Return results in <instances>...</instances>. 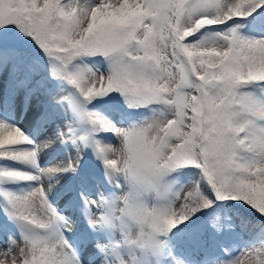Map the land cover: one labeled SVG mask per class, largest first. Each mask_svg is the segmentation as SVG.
<instances>
[{"label": "snow or ice", "instance_id": "1", "mask_svg": "<svg viewBox=\"0 0 264 264\" xmlns=\"http://www.w3.org/2000/svg\"><path fill=\"white\" fill-rule=\"evenodd\" d=\"M237 19L252 35L239 31ZM24 38L43 52L51 77L74 89L52 99L67 103L84 132L78 136L67 120L66 132L57 127L55 137L37 144L0 119V161L36 170L0 165L7 217L0 222V243L7 237L0 264H185L176 252L188 242L186 222L215 201L242 202L264 217V0H0L4 113L21 99L26 109L41 102L43 81L33 85L17 45ZM97 57L103 69L88 62ZM113 93L149 114L118 126L88 108ZM47 116L40 115L37 132ZM100 133L114 134L119 150ZM56 140L71 141L75 155L41 168L39 153ZM88 147L116 191L93 199L70 182L54 192L66 174L78 173ZM185 168L199 170L214 200L198 181L174 186L172 174ZM22 182L31 186L5 187ZM65 193L74 194L58 208L54 200ZM241 224L264 233V220ZM211 227L225 225L216 217ZM245 255L264 264V239L217 264H241ZM187 264L209 261L189 254Z\"/></svg>", "mask_w": 264, "mask_h": 264}, {"label": "rangeland", "instance_id": "2", "mask_svg": "<svg viewBox=\"0 0 264 264\" xmlns=\"http://www.w3.org/2000/svg\"><path fill=\"white\" fill-rule=\"evenodd\" d=\"M257 11H261V9H258ZM237 23L241 25L239 31L242 34L252 35V33H250L248 31V26L243 20L237 19ZM88 62L90 64L98 65L102 69L105 67V63L101 58H95L94 60H89ZM28 70L32 72V73H30V75H32V83L34 82L35 79H37L39 76H41L43 74V70L38 65H36L35 67L33 65ZM28 70L27 71L25 70V71L28 72ZM52 83H53V80L48 82L45 85V87H47V88H44V89L50 90ZM44 89H42L41 94H39L40 100L43 102V105H41L40 111L42 112L43 108L45 106V110H47V112H49L48 118H52V119H50V124H52L54 127H56V129H57V127H59L60 130L66 132L67 131L66 121L72 120L73 121L72 126L76 129H78L77 135L78 136L82 135L84 132V128L81 127L79 124L75 123L74 118L71 116L70 109L65 108L64 106H62V104H56L54 102V100L52 99V96L49 99H46L48 94H45ZM68 89L69 88L66 85H64V87H62L59 90V92L56 93L55 95H57V96L65 95V94H67ZM21 103H22V99H21ZM21 103L17 109L9 112L10 114L9 113L8 114L10 117L14 116L15 118H18L19 121H21V120H24L25 122L27 121L26 126L29 124V125H31V128L33 129V124L29 118L20 117L19 108L21 106ZM46 103H47L48 107L46 106ZM30 105L28 106L30 109H34V111L37 110V108H35L34 105L33 106L32 105L30 106ZM88 108L90 110H95V111L101 113V115L112 120V122L118 126H127V124L132 122L133 120H138L142 116L149 114L147 109L133 110V109L127 108V106L125 104H122L119 102L118 103H114V102H111V103H95L94 102V103L89 104ZM104 111L109 113V115L104 114ZM3 113L4 112L2 110H0V116L1 117L9 118L8 116L3 115ZM65 113H67L68 115L66 116ZM18 115H19V117H18ZM9 122L19 125L18 122H16V120L15 121L10 120ZM36 124L37 123L34 122V129H35V132L37 133L34 135V137H35V140L37 142H40L41 141L40 136H42V139L47 138L48 132H45L43 130L44 128L42 126H41V129L37 132V128H36L37 125ZM27 129L29 130V127ZM27 129L26 130L23 129V130H25V132L28 134L29 131ZM42 130H43V132H42ZM28 135L30 136L31 134L29 133ZM98 138L104 142H107L112 147L113 150H119V148L121 146L120 141L112 133H100ZM56 145L62 149L63 157H65L64 158L65 161H67L69 159V157L75 155L76 148L73 146L71 141H68V143L62 144V143H60L59 140L58 141L56 140L55 143L52 145L53 146L52 148H57ZM49 150H51V148H48L44 152V154L47 155V152ZM41 161L42 160H38L39 163ZM0 165L11 167V168H21L22 167L26 171L28 170V169H26L27 166L23 167L21 164H13L11 161H0ZM28 168H31V167H28ZM31 169H33V168H31ZM66 176L68 177L67 179H69V183L71 182V180L73 178H75L77 180L76 184L74 183V181H72L71 183L77 188L82 187L86 191L87 195L91 196L93 199L98 198V195L100 193H103L105 196H107V195H110L111 193H113L114 191H116V189H114V187L111 184H109V182H108V178L105 174V169H104V165H103L102 161L97 159V157L94 154L91 147L84 149V158L81 161V165H80V168L78 169V173L76 175H73L70 173V175L67 174ZM81 178H84L87 181V183L81 184ZM197 180H198L197 175H190L188 173H183V174H180L176 178V180H175L176 183L174 186L177 188L182 187V186H190V184L193 181H197ZM61 181H62V179H61ZM61 181H60V183H61ZM93 183H95V187L93 186ZM19 184L24 185L25 183L22 182V183L8 184L5 187H7L8 189L19 192V191H22V189H19L20 187H17ZM59 184H56V186ZM21 187H24L25 190L27 189L26 186H21ZM54 192H56V191L54 190ZM69 194L70 193H65L64 195L68 196ZM73 194L74 193H72V195ZM75 194L77 195V200H79L78 193H75ZM58 200H59V202L61 201L60 197H59V199L55 200L54 203H56V205H57ZM3 203H4L3 200L0 199V204H3ZM230 215H231V217H229L228 223L230 225H232V227H229L228 229H226V226L224 227L223 230L226 233H225V237L223 238V241H221V246H222V248H224L223 252L226 255V258L228 260L234 259L235 257H239L240 251L243 248L248 247L251 243L257 242L259 240L256 237H253L250 234H248L247 231L240 229L238 227V222H237L238 219L236 217L234 218V216L232 214H230ZM5 221H7V217L4 215L3 211L0 210V222H5ZM209 227L210 228H206L204 231L206 236L203 235L202 237H199L198 239L192 240L193 245H196L198 242L203 243L202 240L204 241L205 239H211L212 234H213L215 229H213L211 226H209ZM229 230H230V232H229ZM13 232L15 233L14 226H13ZM226 234L228 235V237H226ZM229 234H230V237H229ZM17 238H18V234H17ZM185 239L187 240V237H185ZM6 245H7V237H5L4 243H0V249H2L3 247L5 248ZM186 246L187 247L184 246L182 252H176L177 258L184 260L185 264H187V261L189 258L188 257L189 254L186 253V251L191 253V254H195L201 261H203L205 258H207V260L209 261L208 257L205 254L206 252H208V245H204V246H206V248L203 246V244H202V247L199 245L198 246L199 248L196 250L194 249L195 247L192 249V246H189L188 244H186ZM86 254H87V250L85 251L84 254H82V257H83V255H86ZM219 261H223V260H219ZM240 261H241V264H252V258H250L247 255L240 257ZM216 263L217 262H212V263L209 262V264H216Z\"/></svg>", "mask_w": 264, "mask_h": 264}, {"label": "trees", "instance_id": "3", "mask_svg": "<svg viewBox=\"0 0 264 264\" xmlns=\"http://www.w3.org/2000/svg\"><path fill=\"white\" fill-rule=\"evenodd\" d=\"M17 45L19 48L23 50L24 66H26L31 62H39L44 64L46 73L39 79V81H43L44 84L46 80L52 78L49 73V65L47 59L44 57L43 52H41V50L34 43H30L28 42V38H24L23 40L17 41ZM114 98H121V97L118 94L113 93L111 94V96L104 97L102 99H114ZM181 173L196 174L198 178L197 181L200 184L201 191L203 192V194L207 196L209 199H213V200L215 199L207 183L201 179L199 170L193 168H185L177 173H173L171 179L175 181L177 175ZM230 214H232L234 217L238 219L237 222L239 226L243 230L247 231L248 234H250L253 237H256L259 240L264 239V233L260 232L259 228L250 229L245 225L241 224L242 219L249 220L251 221L252 224H255L258 219L264 220V217H258V215L255 214L252 211V209H250L246 204L242 202H232V201H225V202L215 201L214 205L211 208L204 209L193 215L191 219L186 222L187 229H186L185 237L190 236L191 234L195 235V239H198L203 235L206 236L204 231L206 228H210L209 226H211V220L215 219L216 217H219L220 223L224 225L227 216ZM178 227L181 229H185V225H179ZM222 238H223V227L220 229L219 232L214 230L211 239H205L204 241L202 240V242L203 245H208V249H212L214 246H217V248L219 249L220 248L219 241L222 240ZM190 242L193 243L192 240H190ZM219 260H223V259H219ZM219 260H216L215 262H218Z\"/></svg>", "mask_w": 264, "mask_h": 264}, {"label": "bare ground", "instance_id": "4", "mask_svg": "<svg viewBox=\"0 0 264 264\" xmlns=\"http://www.w3.org/2000/svg\"><path fill=\"white\" fill-rule=\"evenodd\" d=\"M36 105H41V103L39 102V103H36ZM38 108V110H39V107H37ZM102 112V111H101ZM28 113H29V115H32L31 116V118H33V119H35L36 118V112L34 111V109H30L29 111H28ZM10 114V113H9ZM101 114V113H100ZM104 114H108L109 115V113H107V112H105L104 111ZM14 115V114H13ZM18 117H19V115H18ZM14 118V119H13ZM0 119H7L8 120V122L11 120V121H15L16 120V122H18V126H20L22 129H27L28 127H29V133L31 134H33V133H35V130H33L32 128H31V125L30 126H26V122L24 121V120H21V121H19V119L18 118H15L14 116H12V117H9V118H5V117H1L0 116ZM28 120V119H27ZM29 123V122H28ZM15 124V123H14ZM48 125V127H47V129H48V134H52V136L53 137H55V132H56V127H54L52 124H47ZM26 127V128H25ZM24 130V131H25ZM28 133V134H29ZM35 135V134H34ZM41 135V134H40ZM30 137H32L34 140H35V137L34 136H31L30 135ZM42 139V136H40V140ZM36 141V140H35ZM58 141V140H57ZM41 142V141H40ZM40 142H37L36 141V143L37 144H39ZM57 146V145H56ZM53 147V146H52ZM51 147V150H49L48 152H47V155H45L44 154V152L47 150V149H44L43 151H41L40 153H39V156H38V160H42L40 163H39V166L41 167V168H44V167H48V166H55V165H58V164H61V163H63V162H66L65 161V157H63V151L61 150V149H55V148H52ZM59 157V158H58ZM58 158V159H57ZM13 163V162H12ZM13 164H16V163H13ZM44 165V166H43ZM19 166V165H18ZM23 167H25V165H22ZM21 167V166H20ZM22 168V167H21ZM26 169H28L29 170V172H34V171H36L35 169H31V168H28V167H26ZM27 170V171H28ZM68 175H70V173L68 174ZM64 180V177L62 178V181ZM61 181V180H60ZM28 184H27V188H29L30 186H31V182H27ZM65 186V185H64ZM21 188V187H20ZM19 188V189H20ZM54 189H56V186H55V188ZM23 190H25V189H22V191ZM61 189H58L57 190V193H59V191H60ZM68 197V196H67ZM59 201V200H58ZM63 203H65V201L63 202H61L59 205H57V207L58 208H61V209H64V208H62V204ZM65 205V204H64ZM4 248V247H3ZM2 248V249H3ZM83 258V257H82Z\"/></svg>", "mask_w": 264, "mask_h": 264}]
</instances>
